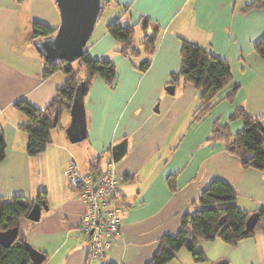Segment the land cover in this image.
I'll list each match as a JSON object with an SVG mask.
<instances>
[{
	"label": "crops",
	"instance_id": "1",
	"mask_svg": "<svg viewBox=\"0 0 264 264\" xmlns=\"http://www.w3.org/2000/svg\"><path fill=\"white\" fill-rule=\"evenodd\" d=\"M252 1L98 0L86 43L93 58L107 56L115 62L117 79L109 85L96 77L84 97V140L71 141V113H64L47 149L29 156L28 133L21 127L28 117L15 104L27 100L43 110L66 81L61 71L44 76L43 50L33 39L35 22L60 29L61 5L59 0H0V131L6 142L0 194L35 198L47 192V209L42 208L40 219L19 221L28 243L46 256L43 264H147L160 238L178 231L181 217L199 208L195 202L215 179L235 189L239 208H264V171L244 168L225 142L210 141L216 121L228 123L233 134L243 129V119L231 120L238 107L255 119L264 118V58L256 51L264 39V8L246 9ZM145 19L158 25L161 34L150 68L141 72L116 51L108 25H136L139 46L144 37L139 23ZM183 40L227 60L233 74V83L200 120L195 112L202 104L201 92L194 84L174 85L173 94L167 91L172 73L181 67ZM235 86L238 90L229 99ZM124 139L127 153L115 163L117 176L126 179L116 201L123 235L105 258L91 259L80 230L87 204L69 186L65 170L74 160L83 173H91V161L99 156V171L104 170L112 158L109 151ZM81 161L88 163L85 172ZM199 245L207 256L228 259L229 264H264L261 232L236 247L219 238L200 240Z\"/></svg>",
	"mask_w": 264,
	"mask_h": 264
},
{
	"label": "trees",
	"instance_id": "2",
	"mask_svg": "<svg viewBox=\"0 0 264 264\" xmlns=\"http://www.w3.org/2000/svg\"><path fill=\"white\" fill-rule=\"evenodd\" d=\"M264 8V0H253L246 9ZM144 37L139 46L135 44L136 25L123 24L120 21L108 25V31L117 42L116 51L128 57L134 67L141 72L147 71L153 61L160 39L161 28L145 19L139 23ZM59 28L35 22L33 39L54 37ZM257 53L264 58V39L256 45ZM44 59V76L50 77L61 71L66 75L65 83L56 89L55 95L45 109H39L27 100H20L16 108L27 117L22 129L28 133L27 152L37 156L44 152L52 142V131L61 128L64 113L71 112L77 87L84 83V97L87 96L93 81L101 77L112 85L117 79V66L110 57L93 58L88 43L82 49V55L75 61L62 58L54 61L44 52H39ZM181 67L172 73L169 85L192 83L201 92L202 104L195 112V119L204 118L212 109L218 94L233 83L230 63L208 51L203 46L183 40L181 48ZM239 86H235L228 95L232 99ZM241 118L243 129L233 134L228 123L216 121L210 141H223L231 153L238 156L244 168L264 171V118L251 117L243 107H238L231 120ZM5 136L0 131V162L5 158ZM111 150V149H110ZM111 152L109 151V154ZM92 159L91 172H98V160ZM97 160L96 163H93ZM126 179H123V182ZM174 177L170 186L174 188ZM237 192L226 181L213 180L195 202L196 212H187L181 217V224L176 233L165 234L160 238L159 248L147 264H168L182 248H187L195 260H207L199 241L207 242L221 239L226 244L236 247L242 240L254 238L259 232L264 234V208L248 211L237 206ZM47 199V192L40 191L35 198L15 195L6 197L0 194V230L18 228L16 240L11 245L0 243V264H32L25 231L19 226L22 217H28L37 203ZM257 214L253 229L248 230L249 218ZM229 264L228 261H226ZM43 264V263H42ZM106 264H118L108 262Z\"/></svg>",
	"mask_w": 264,
	"mask_h": 264
},
{
	"label": "water",
	"instance_id": "3",
	"mask_svg": "<svg viewBox=\"0 0 264 264\" xmlns=\"http://www.w3.org/2000/svg\"><path fill=\"white\" fill-rule=\"evenodd\" d=\"M62 11V25L58 31V39L55 43H49L46 55L61 56L70 61L77 60L82 55L83 46L91 33L97 12L98 0H59ZM167 91L174 93L175 87H167ZM71 124L67 133L73 143L84 140L87 136V121L84 101V83H81L75 92L74 102L71 109ZM128 140L124 139L112 147V158L114 163L119 162L127 153ZM42 208L47 209L45 202L37 203L28 218L38 221ZM257 220V214H253L247 223L248 230L253 229ZM18 235V228L0 230V243L11 245ZM28 249L32 264H42L46 256L28 243ZM216 264H227L226 260H219Z\"/></svg>",
	"mask_w": 264,
	"mask_h": 264
},
{
	"label": "built area",
	"instance_id": "4",
	"mask_svg": "<svg viewBox=\"0 0 264 264\" xmlns=\"http://www.w3.org/2000/svg\"><path fill=\"white\" fill-rule=\"evenodd\" d=\"M109 157L107 167L96 173H83L74 160L65 170L69 186L87 204L80 230L89 242L90 258L95 260L105 258L107 250L123 235L122 212L116 202L123 179L117 176Z\"/></svg>",
	"mask_w": 264,
	"mask_h": 264
},
{
	"label": "rangeland",
	"instance_id": "5",
	"mask_svg": "<svg viewBox=\"0 0 264 264\" xmlns=\"http://www.w3.org/2000/svg\"><path fill=\"white\" fill-rule=\"evenodd\" d=\"M54 37H57V39H58V34ZM54 37L38 38L37 39V43L39 44L40 49H42L43 52L46 53L47 46H48L49 42H53L52 40ZM51 57H52V60H54V61H60L62 59V57L58 56V55L57 56L56 55L51 56ZM87 164L88 163L81 161L82 169L84 172L86 171ZM194 212H196V210ZM200 248H201V246H200ZM205 255L207 257V260L204 262H200V261L195 260V258L193 257V254L187 248H182L180 251L177 252L176 257L168 264H216L219 260H222V258L216 259V258H214V256L209 257V256H207L206 253H205ZM226 260H228V259H226Z\"/></svg>",
	"mask_w": 264,
	"mask_h": 264
},
{
	"label": "bare ground",
	"instance_id": "6",
	"mask_svg": "<svg viewBox=\"0 0 264 264\" xmlns=\"http://www.w3.org/2000/svg\"><path fill=\"white\" fill-rule=\"evenodd\" d=\"M57 41V37L53 38V42H49V43H55Z\"/></svg>",
	"mask_w": 264,
	"mask_h": 264
}]
</instances>
